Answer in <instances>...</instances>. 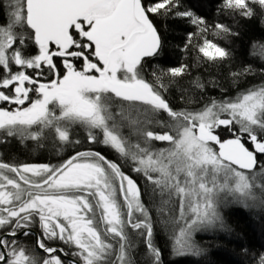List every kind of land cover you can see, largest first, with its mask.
<instances>
[{
	"label": "snow or ice",
	"instance_id": "1",
	"mask_svg": "<svg viewBox=\"0 0 264 264\" xmlns=\"http://www.w3.org/2000/svg\"><path fill=\"white\" fill-rule=\"evenodd\" d=\"M222 8L251 18L257 9L264 13V0H222ZM7 9L0 24V104L15 107L0 108V132L39 140L50 129L68 143L69 127L79 124L90 143L130 160L151 188L142 193L117 163L94 151L59 165L0 161V264H65L68 255L78 258L71 264H133L134 236L143 238L152 264H161L153 214L142 195L153 198L157 224L183 221L174 253L199 255L191 233L219 220L221 193L253 202L254 189L264 193V88L233 101L212 100L200 111H177L163 95L164 77L182 76L187 66L153 72L154 82L142 75L145 58L162 47L154 17L187 18L196 29L189 43L208 32L202 17L180 10V0H7ZM213 30L225 38L238 35L223 23ZM29 44L35 48L30 55ZM199 52L213 62L229 57L206 37ZM253 54L264 59V45ZM153 124L161 131L151 130ZM221 128L231 138L221 139ZM152 141L171 147L154 151ZM173 200L178 218L171 214ZM36 224L35 246L43 257L26 254L20 241Z\"/></svg>",
	"mask_w": 264,
	"mask_h": 264
},
{
	"label": "trees",
	"instance_id": "2",
	"mask_svg": "<svg viewBox=\"0 0 264 264\" xmlns=\"http://www.w3.org/2000/svg\"><path fill=\"white\" fill-rule=\"evenodd\" d=\"M4 7H0V24L7 19V0H0ZM180 10H188L196 16L202 17L208 24V32L197 33L193 36L191 43L188 42L190 32H195V26L189 23L187 18L174 15L156 16L153 23L156 25L161 36L162 47L160 53L147 60L142 75L149 82H154L153 72L161 69L178 68L187 66L184 74L179 77H164L167 90L163 92L170 107L181 111H200L212 100L233 101L249 90L264 88V59L253 54L254 47L264 45V13L259 9L251 18L233 15L222 8V0H180ZM216 23L226 24L236 36H216L213 26ZM218 44L229 52V57L223 61H208L199 52V46L204 38ZM33 47L31 44L25 49L28 54ZM248 69V71H245ZM233 73H242L234 76ZM203 87H196V83ZM160 119L167 120L165 113H160ZM153 131H161L159 125L151 126ZM70 131V141L58 145L54 141L46 140L45 143H32L21 148L18 145L8 148L4 152L7 159L14 161H51L55 157H61V162L75 156L78 152L92 151L103 154L108 160L117 163L121 170L130 175L138 185L144 189L151 186L147 184L143 176L132 171V162L125 160L114 149L96 146L100 143L88 145L85 130ZM221 139L231 138L232 134L226 129H217ZM79 141V143H75ZM88 145V146H87ZM101 145V144H100ZM96 147V148H95ZM171 147L168 142L152 141L151 148L154 151ZM51 163L56 165V161ZM261 176L256 177V182H261ZM231 183V182H230ZM257 201H244L235 199L227 208L221 210L219 220L208 228L199 229L190 236V243L194 249L199 250V255L191 253L176 255L173 251L175 240L179 236V230L183 221L169 225L165 228L156 223L155 208L151 207L152 199L144 197L146 206L154 218L153 242L161 252V264H260L264 258V205L260 199H264V193L259 188L254 189ZM154 199H159L155 197ZM173 209L171 213L179 217L178 201L173 200L170 204ZM139 216L138 213L134 214ZM39 234V225L33 226ZM5 230L0 232L3 234ZM126 231L132 232L130 228ZM21 243L27 254L35 255L32 236H22ZM55 245L71 249L59 242H51ZM38 255V254H37ZM41 256V255H40ZM133 264H152V257L145 247L142 237L134 236V247L131 249ZM65 264H69L67 261Z\"/></svg>",
	"mask_w": 264,
	"mask_h": 264
},
{
	"label": "flooded vegetation",
	"instance_id": "3",
	"mask_svg": "<svg viewBox=\"0 0 264 264\" xmlns=\"http://www.w3.org/2000/svg\"><path fill=\"white\" fill-rule=\"evenodd\" d=\"M35 52V48H34V46L33 47H31V49L29 50V55L30 54H33ZM150 58H153V57H148V58H145V62H144V65H146L148 62H147V60L148 59H150ZM3 107H8L9 108V110H11L12 108H14L15 107V105H4V104H0V108H3ZM51 107V106H50ZM69 129H71V131L73 132V131H76V130H85V136L87 137L88 136V132H87V130L83 127V126H81V125H79V124H72L70 127H69ZM34 130H35V126H34ZM50 132H51V130L50 129H45L44 130V133H43V135H42V137L39 139V140H31V139H22V138H20L19 136H12V137H7V136H5L4 135V133L3 132H0V161H2V162H5V163H9V164H13V165H44V164H49V165H53L52 163H51V161L52 160H55L56 161V165H59L60 163V161H61V157H55V158H53V159H51V161H38L37 159H32V160H29V161H23V160H19V161H14V160H12V159H7L6 158V155L7 154H5L4 152H7V149L8 148H11V147H13V145H18L19 144V146L21 147V148H24V146L25 147H27V146H29V144H32V143H37L38 142V144L39 143H45L46 142V140H50V138L52 139V141H54V144L55 145H58L59 143H60V140L58 139V137L56 136V134L54 133V132H52L51 134H50ZM69 133H70V131H69ZM70 137L71 136H69V139H70ZM87 139V138H86ZM98 139H99V137H98ZM87 143H88V145H92V143H90L89 141H88V139H87ZM87 145V146H88ZM96 146H102L103 147V144H97ZM105 146V145H104ZM105 147H108V146H105ZM96 148V147H95ZM108 148H110V147H108ZM112 149V148H111ZM91 150L92 151H95V149L93 148V146H92V148H91ZM63 162H61V164H62ZM8 175H13V174H11V173H8ZM32 229L33 230H36V229H34L33 227H32ZM31 229V230H32ZM3 229H0V232L2 231ZM37 231V230H36ZM38 232V231H37ZM2 235V234H1ZM38 235H40L39 234V232H38ZM32 236V235H31ZM21 238V237H20ZM32 238H33V236H32ZM56 246H58V247H62V246H59V245H56ZM66 247H67V245H65ZM33 248H34V251L36 252V254L34 255V256H37V257H43L44 255H46V254H44V253H41V252H39L38 250H37V248H35V245H34V238H33ZM64 248V247H63ZM67 248H69V247H67ZM65 249V251L67 252V250H66V248H64ZM70 249V248H69ZM26 254H27V252H26ZM38 254V255H37ZM41 255V256H40ZM68 256H70V257H74V256H72V255H68ZM65 262L67 261L69 264H71V262L70 261H68V260H65L64 258H62Z\"/></svg>",
	"mask_w": 264,
	"mask_h": 264
},
{
	"label": "rangeland",
	"instance_id": "4",
	"mask_svg": "<svg viewBox=\"0 0 264 264\" xmlns=\"http://www.w3.org/2000/svg\"><path fill=\"white\" fill-rule=\"evenodd\" d=\"M214 147L218 148V146H214ZM220 196H221V200H220L218 207H217V212L219 215L221 213V210H223V209L225 210L227 208V206H229L232 202H234L235 199H237L235 196L228 195L226 193H221ZM239 200H242V198ZM205 228H208V227H205ZM200 229H203V228H200ZM197 230H199V229H197ZM197 230H195V231H197ZM195 231H193V232H195ZM193 232L191 234H193ZM67 247H69L71 249V251H73V248L71 246L67 245ZM74 258L76 260L78 259L75 256H74ZM81 264H82V262H81Z\"/></svg>",
	"mask_w": 264,
	"mask_h": 264
},
{
	"label": "water",
	"instance_id": "5",
	"mask_svg": "<svg viewBox=\"0 0 264 264\" xmlns=\"http://www.w3.org/2000/svg\"><path fill=\"white\" fill-rule=\"evenodd\" d=\"M31 232H32V236H33V238H34V245H35V239H36V236H39V235H38V233H37L35 230H33V229L31 230ZM35 248H36V246H35ZM37 250H38L39 252L43 253L42 250H40V249H38V248H37ZM62 258H64L65 260H68V261H70V262H72V261L75 260L74 258H72V257H70V256H62Z\"/></svg>",
	"mask_w": 264,
	"mask_h": 264
},
{
	"label": "bare ground",
	"instance_id": "6",
	"mask_svg": "<svg viewBox=\"0 0 264 264\" xmlns=\"http://www.w3.org/2000/svg\"><path fill=\"white\" fill-rule=\"evenodd\" d=\"M36 231V230H35ZM37 232V231H36ZM38 233V232H37ZM72 258H74V257H72ZM75 259V258H74ZM76 260V259H75Z\"/></svg>",
	"mask_w": 264,
	"mask_h": 264
}]
</instances>
